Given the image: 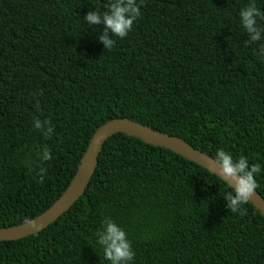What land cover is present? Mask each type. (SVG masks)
<instances>
[{"label": "trees", "instance_id": "16d2710c", "mask_svg": "<svg viewBox=\"0 0 264 264\" xmlns=\"http://www.w3.org/2000/svg\"><path fill=\"white\" fill-rule=\"evenodd\" d=\"M109 2L0 0V228L49 208L95 131L119 118L212 158L222 149L260 164L264 198V59L253 55L264 45V0H137L123 38L84 20ZM250 2L262 17L257 41L238 15ZM231 189L177 153L116 133L82 196L44 230L0 242V264H110L99 243L107 221L125 231L132 264H264V216L249 201L228 209Z\"/></svg>", "mask_w": 264, "mask_h": 264}, {"label": "clouds", "instance_id": "9594fccd", "mask_svg": "<svg viewBox=\"0 0 264 264\" xmlns=\"http://www.w3.org/2000/svg\"><path fill=\"white\" fill-rule=\"evenodd\" d=\"M107 11L98 16L95 11L89 12L84 20L88 24H97L101 20L105 26L106 31H110L113 37L123 38L129 31H131L133 22L140 15V7L137 0H110L106 4ZM240 26L246 31L251 41L261 39L260 29L257 28L256 21L261 17V13L254 3H249L242 8L239 13ZM100 43L103 44L104 49H111L114 45V39L109 40L105 36L99 37ZM253 55L258 59H264V45H261L259 51L253 52ZM35 128H40V120L33 119ZM45 127L48 128L47 122ZM51 131V128H48ZM43 159H49L48 149L44 150ZM214 162L219 165V177L221 181L227 186L232 185L231 194L225 197L228 209L237 211L241 205L247 202L254 194V189L257 187L254 177L261 172L260 164H249L244 156H239L233 159L232 155L222 149H216ZM43 170L36 173L41 176ZM24 223H31L25 218ZM100 244L104 245L103 257L108 260L110 264H132L134 252L131 244L126 238V233L123 229L115 226L111 221L105 223V230L100 236Z\"/></svg>", "mask_w": 264, "mask_h": 264}, {"label": "water", "instance_id": "95a60500", "mask_svg": "<svg viewBox=\"0 0 264 264\" xmlns=\"http://www.w3.org/2000/svg\"><path fill=\"white\" fill-rule=\"evenodd\" d=\"M116 133H124L128 136L136 137L145 143L168 149L202 166L210 173L219 177V165L214 162V159L208 154L195 149L180 138L155 131L148 126L129 119H113L103 124L93 134L81 158L76 174L64 193L44 212L29 220L31 223H22L16 226L0 228V242L19 240L36 234L54 223L68 211L84 193L95 171L97 158L104 143ZM219 178L222 179V177ZM228 185L232 187L231 183ZM248 201L264 216V198L262 195L254 189V194Z\"/></svg>", "mask_w": 264, "mask_h": 264}]
</instances>
